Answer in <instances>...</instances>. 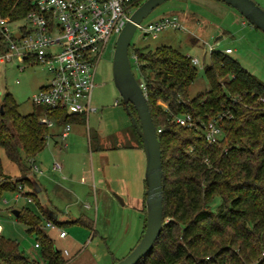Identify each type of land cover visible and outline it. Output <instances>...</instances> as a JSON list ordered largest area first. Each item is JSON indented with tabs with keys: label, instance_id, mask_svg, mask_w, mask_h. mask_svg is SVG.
Masks as SVG:
<instances>
[{
	"label": "trees",
	"instance_id": "1",
	"mask_svg": "<svg viewBox=\"0 0 264 264\" xmlns=\"http://www.w3.org/2000/svg\"><path fill=\"white\" fill-rule=\"evenodd\" d=\"M33 6V0H0L1 14L12 21L24 18ZM144 48H131V55L161 148L163 223L152 249L136 264H264V81L229 53L212 50L204 66L210 86L188 99L187 86L197 76L191 56L171 45ZM6 49L0 37V51ZM35 105L22 114L9 93L0 101V147L21 172L18 177L5 174L0 160V196L19 191L31 197L40 215L24 208L17 219L36 235L45 264H67L43 219L59 227L77 223L92 228L93 222L84 215L60 222L25 189L32 187L30 159L46 146L47 120L70 118L65 109ZM129 107L139 122L134 106ZM188 113L198 125L216 117L222 130L218 141L207 143L200 126L173 118ZM136 138L142 147L137 131ZM0 264L38 262L18 241L0 234Z\"/></svg>",
	"mask_w": 264,
	"mask_h": 264
},
{
	"label": "rangeland",
	"instance_id": "2",
	"mask_svg": "<svg viewBox=\"0 0 264 264\" xmlns=\"http://www.w3.org/2000/svg\"><path fill=\"white\" fill-rule=\"evenodd\" d=\"M254 1L264 9V0ZM164 17H176L182 27L170 26L156 33H144L136 28L133 33L129 58L135 76H138V70L131 55V48L145 47L144 50H147L158 45H171L185 54L195 55L200 59V63L195 64L197 76L187 86V98L191 99L210 86L204 75V66L209 63L211 50L229 47L227 49H230L229 54L232 57L264 81V31L253 26L231 5L219 0H166L144 17L141 23L147 25ZM202 20H205L206 25L202 24ZM12 26L14 27V24ZM116 37L113 36L108 42L96 68V85L91 92V106L97 110L88 115L69 114L71 129L68 136L65 138L57 136L59 146L50 142L36 155V162L41 169L42 160L45 167L58 157L57 159L64 166L63 171L57 173L48 170L44 174L33 172L30 176L35 178L36 175L37 182L41 186L40 192L37 193L38 199L42 201L47 197L45 191H42L43 186L48 190V197L51 195L53 198L57 197L55 203L62 210H68L65 197L62 196L63 186H68L72 182L71 187H77L76 190L82 192L83 183L80 177L82 175L86 177L84 184H88V193L80 197L76 196L70 209H80L84 203L90 204V209L84 211L94 220L96 232L89 229L87 235L82 238V232L76 231L79 230L78 227L74 229V226H68L67 238L60 239L57 237L58 231L48 228L45 219L42 221L45 232L53 239L56 247L66 246L72 254L82 246L81 251L72 259H68L67 264H111L113 258L124 257L140 239L141 224L137 215L131 218L129 227L122 225L116 211L108 220H102L100 217L96 225L95 212L100 216L102 207L98 204L99 209L95 210L93 202L90 169L95 153L91 152L89 146L90 134L92 137L94 131H99L113 137L119 130L124 138L126 132L133 139L136 138L130 116L113 81L112 63ZM49 80V71L41 65L28 66L23 71H19L14 62L0 65V101L5 93H9L17 102L20 113H30L37 106L31 101L32 94ZM0 160L5 174L12 177L21 175L18 166L6 156L2 147H0ZM63 172L64 177L61 176ZM24 208L40 215L35 202L27 201V196L21 195L15 199L12 192H4L0 196L2 235L18 241L29 258L36 260L38 264H44L40 247L35 246L36 235L26 232L25 225L12 212L13 209ZM63 256L71 257L64 254Z\"/></svg>",
	"mask_w": 264,
	"mask_h": 264
},
{
	"label": "built area",
	"instance_id": "3",
	"mask_svg": "<svg viewBox=\"0 0 264 264\" xmlns=\"http://www.w3.org/2000/svg\"><path fill=\"white\" fill-rule=\"evenodd\" d=\"M143 1L33 0L34 6L18 21L0 12V37L7 48L0 51V65L14 62L19 71L41 65L49 71L50 80L32 94V103L42 104L49 111L65 109L68 113V110L84 109L88 115L96 111L91 106V92L96 85L98 62L108 42L118 36ZM170 26L180 28L182 24L176 17H164L147 25L140 22L136 28L144 33H156ZM190 56L194 64L200 63L197 56ZM173 118L183 125L200 126L209 144L217 142L222 135L216 117L201 125L189 113ZM53 123L52 118L47 120L48 126ZM70 129L71 123L64 122L61 136L66 137ZM60 167V163L53 166L54 169ZM14 194L16 198L22 195L19 191ZM27 200L31 201V197ZM46 226L57 230L59 237L66 235V231L52 221H47ZM35 246L39 247V243L35 242ZM62 253L69 255L67 249Z\"/></svg>",
	"mask_w": 264,
	"mask_h": 264
},
{
	"label": "crops",
	"instance_id": "4",
	"mask_svg": "<svg viewBox=\"0 0 264 264\" xmlns=\"http://www.w3.org/2000/svg\"><path fill=\"white\" fill-rule=\"evenodd\" d=\"M205 20H202V24H205ZM225 49H213V50H221L224 51ZM212 51V50H211ZM229 53V52H228ZM116 103V101H115ZM97 110V109H96ZM53 127L55 129H50ZM63 128V123H53L49 126V134L47 137L46 145L52 142L55 146L58 145V141L56 140L57 136H61V131ZM117 135H110L103 134L99 131H94L92 137L90 134L89 139V146L91 147V152L94 151L95 156L92 158V166H91V180L93 182V202L95 204L94 209L98 210V204H101L102 212L99 216L97 212L96 215V225L98 224V220L101 217L102 220H105L114 215L115 213L118 216V219L125 225L129 227L132 222V217L136 215L140 221V236L142 234L143 226L145 223V211L143 210V206L145 203V165H146V158L143 147H141L138 143L137 138L133 139L129 133H125V138L119 130L116 133ZM68 136V134H67ZM66 136V137H67ZM63 138V137H62ZM65 138V137H64ZM114 139V141H113ZM56 157L55 161L51 164L43 167V160H42V169L36 162V157L32 159V171L28 175V178L32 180V187H26V190L33 191L34 194L37 196V193L40 192L41 186L37 182L36 175L34 177H30L33 172H38L44 174L45 171L51 170L53 172L61 173L63 171V164L59 159ZM55 163H60V169H54L53 166ZM144 170V171H143ZM64 177V172L61 175ZM82 185V192H78L76 188H72L73 183L70 182V185L63 186L62 189V196L65 197L64 200L66 201V207L68 210H62L56 205L57 197L53 198L48 197V190L47 188L42 186V191L44 190L46 193V198L44 200H39L40 204L44 208V210L51 215L54 219L60 222H70L82 215L86 216L88 219H91L93 224L92 228L85 227L81 224H68L61 226V229L66 231V235L64 237H59L57 232V237L60 239H66L68 236L67 228L68 226H74L79 228V232H82V238L87 235V231L91 229L95 231L94 220L84 211L86 209H90V204L84 203L82 208L74 210L72 208V201L76 196L84 195L88 193V184H84L86 177L82 175L81 177ZM72 184V185H71ZM70 186V187H69ZM15 193V192H14ZM14 198L18 199L15 197ZM82 193V194H81ZM55 195V194H54ZM57 195V194H56ZM60 195V193H58ZM38 198V197H37ZM56 199V200H55ZM28 201V200H27ZM29 202H34L32 199ZM38 208V207H37ZM39 210V209H38ZM78 210V211H77ZM116 211L114 214H112ZM125 211L127 213H125ZM99 212V211H98ZM40 213V212H39ZM47 222V221H46ZM49 228V227H48ZM94 228V229H93ZM27 232V228L25 229ZM0 234H2L1 227H0ZM84 235V236H83ZM125 235V234H124ZM6 237V236H5ZM10 238V237H7ZM140 238V237H139ZM73 242V239H71ZM85 244V241L84 243ZM37 247V246H36ZM59 250L63 251L67 249L69 255L71 256L68 259H72L75 257L82 249V246L79 247L74 253L71 254V250L68 247L64 246L62 248L56 247ZM22 249V248H21ZM25 253V252H24ZM44 263V261H43ZM45 264V263H44Z\"/></svg>",
	"mask_w": 264,
	"mask_h": 264
},
{
	"label": "water",
	"instance_id": "5",
	"mask_svg": "<svg viewBox=\"0 0 264 264\" xmlns=\"http://www.w3.org/2000/svg\"><path fill=\"white\" fill-rule=\"evenodd\" d=\"M166 0H144L130 15L118 34L113 52V81L122 97L125 109L130 116L142 142L145 153V227L136 245L122 258L111 264H136L153 247L163 223L162 159L156 128L151 116L147 97L142 84L137 80L129 58V45L137 24L156 6ZM239 11L253 26L264 31V9L254 0H219ZM129 104L137 112L138 120L132 114ZM81 110H68V114H81ZM12 212L17 216L18 209Z\"/></svg>",
	"mask_w": 264,
	"mask_h": 264
}]
</instances>
